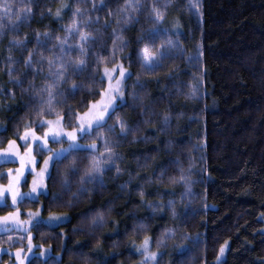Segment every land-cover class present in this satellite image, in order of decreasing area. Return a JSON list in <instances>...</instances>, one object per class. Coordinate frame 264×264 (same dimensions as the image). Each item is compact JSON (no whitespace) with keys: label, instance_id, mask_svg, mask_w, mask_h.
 Returning <instances> with one entry per match:
<instances>
[{"label":"trees","instance_id":"16d2710c","mask_svg":"<svg viewBox=\"0 0 264 264\" xmlns=\"http://www.w3.org/2000/svg\"><path fill=\"white\" fill-rule=\"evenodd\" d=\"M8 2L19 18L0 9V147L44 119L72 128L105 88L101 68L130 69L125 101L81 139L97 149L54 163L38 203L69 219L37 227L53 253L29 264H142L145 237L158 264H264V0ZM145 45L168 53L151 70Z\"/></svg>","mask_w":264,"mask_h":264},{"label":"rangeland","instance_id":"374dc122","mask_svg":"<svg viewBox=\"0 0 264 264\" xmlns=\"http://www.w3.org/2000/svg\"><path fill=\"white\" fill-rule=\"evenodd\" d=\"M114 66H123V68L126 70L127 73L126 77L122 80L121 83V91L123 92V97H120L116 93H113V95L116 96V99L113 100L112 103L116 105L115 107L116 109L120 104H122L125 101V85L128 77L130 76V69L124 64L123 61H119L118 63L111 66L102 67L100 70V77L105 82V88H107L110 82L109 76L105 74V68H108L110 70L111 76L113 77L111 81L112 83H115L114 78L119 77L120 75L118 69L114 72L111 71ZM99 100H101V95L97 100L90 103V105L95 104V102ZM105 102H107V98H105ZM88 108L85 111H87ZM99 110L103 111L102 108H100ZM83 112H80V114H82ZM105 115H106V120L102 121L100 126L104 125L109 119L107 113ZM56 118L57 117L44 119L43 121L56 120ZM62 124L67 131H71L73 127H79L77 121L75 122V125L72 128H68L65 125L64 119L62 121ZM48 127L49 125L47 123H44L42 127L39 126V129L34 127L32 128L28 127V128L34 130L37 135H44ZM95 128H93L90 133H92ZM23 134L24 131L17 138L12 139L16 141L14 147L18 148L20 152V156L24 155L25 148L31 147L32 155L35 157V162L33 163L30 161H26L23 166L22 173L18 174L17 172V169H21L20 156L14 155L12 153H5L3 151L4 149H7L9 147L8 143L0 147V189H2V196H0V200L3 201L0 202V217H5L9 213H17L18 214L17 220L24 221V223L20 225H18L16 221H12V220L7 222H0V264H21V262L22 264H29V262L33 258H38L42 262H44L47 258H49L52 255L53 250L49 246L39 245L38 243L35 242L34 240L35 230L37 229V227L43 225L49 227H56L59 226L60 224L65 223L69 219V215L67 213H60V212L45 213L43 210V205L41 203H38L41 196L47 194L48 178L51 174V170L54 163L57 161L56 159L49 160V163L47 165V171L41 177L38 174L40 173L41 169L45 167L44 160L46 157L52 155L51 150H58L61 147H67L68 144L67 137H64L63 139L60 140L49 138L48 143L46 145L47 150L41 151L40 148L38 147V143L33 141L31 137H29L28 143L25 144L20 139V136H22ZM78 144L83 145L85 147H77L76 149L88 148L86 146L93 143L86 144L81 139H78ZM95 145L96 147L94 149L91 148L88 149L96 150L97 144ZM17 176L19 177L18 180L16 179ZM34 177L40 180V184L37 185L36 191L32 192ZM10 179L13 182V187L16 189L18 193H31V195L25 196L22 199L17 198L15 204H13L11 192L8 190L7 187L9 185ZM28 213H34L36 215L30 217ZM50 216H56L59 218L50 220L49 219ZM37 220L39 222L34 224L33 221H37ZM29 233L31 234V242H32L31 249L28 247ZM143 244L144 243H142V246L139 247V250L140 252H142V256H143L142 264H158L160 252L152 248L151 241L149 239L147 245L148 252L157 253L156 258L152 259L145 255ZM228 247H229L228 244L224 245L225 250L223 254L219 253L220 259L218 262H221L225 258L228 251ZM17 249L21 250L19 259L17 258V254H16Z\"/></svg>","mask_w":264,"mask_h":264},{"label":"snow or ice","instance_id":"6c2138e0","mask_svg":"<svg viewBox=\"0 0 264 264\" xmlns=\"http://www.w3.org/2000/svg\"><path fill=\"white\" fill-rule=\"evenodd\" d=\"M126 2H128V0H126ZM138 2V0H137ZM170 2V0H169ZM190 6H194L193 5V0H190ZM0 9H3V16H7L9 19H11V16L16 14L17 17L19 18V14L14 12V5L12 3H9L8 0H5L4 3L0 4ZM25 12L30 13L31 12V8L30 7H26L24 9ZM82 9L77 8L75 10V12L79 13L81 12ZM153 12L155 14V19L157 21L161 20L163 17V13L160 12L159 9H156L155 6H153ZM57 16H59V9L57 10ZM75 14V13H74ZM179 23V21H177V24ZM76 25V21L73 20L72 22V26ZM71 27V26H70ZM3 30V25L0 24V32H2ZM158 29H156L155 25H154V31H156ZM44 36L47 37L48 33H44ZM80 38L82 41H87L90 38V34L86 33V32H81L80 33ZM57 39H59V37H57ZM121 39H123L121 37ZM13 43L16 44H20L22 43L19 40H15L13 41ZM37 43L38 44H43L44 41H42L40 39V34L37 33ZM169 45H171V41L168 42ZM81 47V51H84V47L83 45L80 46ZM114 47H115V42H114ZM168 53L165 51H161L159 54L151 52L149 50V46L145 45L143 49H141V55H142V63L143 66L148 68L149 70H151L153 67H157L159 66L158 61L165 55H167ZM202 53H198L197 54V58L199 57V55H201ZM32 53L29 52L28 57L25 60V65H30L32 64ZM11 58V57H9ZM49 65L51 66L53 63V60L49 59ZM85 61L84 60H80L75 66H74V70L77 69H81L82 66L84 65ZM119 70V77H115V83H112V79L113 77L111 76L110 70L108 68H105V74L109 76V84L107 86V88L103 89L101 92V100L96 101L95 104H92L89 106L88 110L83 112L82 114L80 113H72V115L75 116L76 121L79 124V127H73L71 129V131H67L62 124L63 121V117L58 116L56 118V120H47V121H43L41 120L39 122V126H43L44 123H47L49 125L48 129L45 131L44 135H37L36 132L30 128H25L24 129V134L22 136H20V139L27 144L28 143V139L29 137H31V139L35 142L38 143V147L40 148L41 151L47 150L46 149V145L48 143V139L49 138H54L56 140H60L63 139L64 137H67L68 140V144L67 147H61L58 150H51L52 151V155H50L49 157H46L44 160V165L45 167L41 169L40 173L38 174L39 176H43V174L47 171V165L49 163V160L52 159H56V160H60L62 158L65 157L66 154H71L77 147H85L83 145H79L78 144V139H83V137L85 135L90 134V132L92 131L93 128L95 127H99L102 121L106 120V113L107 115L110 117L111 116V112L115 110L116 105L112 103L113 100L116 99V96L113 95V93H116L117 95H119L120 97H123V92L121 91V83L122 80L126 77L127 73L126 70L123 68V66H114L113 69L111 71H116ZM11 71L12 69L9 68V75H11ZM65 72H66V68L63 64L59 65L57 72L55 73V79H56V83H59L60 80L65 78ZM17 83H20V81H17ZM53 87L54 85L52 84H47L45 89H42L44 91H47L48 94V100L45 102L48 104V111L51 112L52 111V99H53ZM76 87H78L77 85H73V89H75ZM105 98H107V102H105ZM102 108L103 111H100L99 109ZM41 112L44 111L43 108L40 109ZM121 129L123 130L125 128L124 123L120 124ZM16 144L15 140H9L8 141V145L9 147L7 149H4L3 151L5 153H12L14 155L20 156V152L18 150V148L14 147V145ZM86 147L94 149L96 147L95 143L87 145ZM109 155H111V150L109 149ZM26 161H30V162H35V157L32 155V148L31 147H27L24 150V155L20 156V162H21V169H17L18 174L22 173V169L23 166L25 164ZM72 167L75 168V163L73 162ZM100 170V165L99 163H97L95 160L92 163V168L90 169V171H99ZM11 171V170H9ZM18 176H17V180H18ZM181 179H183V177H181ZM40 184V180L36 179L34 177L33 180V188H32V192L36 191L37 185ZM8 190L11 192L12 195V200H13V204H15L17 198H24L25 196H30L31 193H18L16 191V189L13 187V182L10 179L9 185L7 186ZM141 195H143V193H141ZM0 196H2V189H0ZM0 202H3L2 200H0ZM17 213H9L7 216L5 217H0V222H7V221H16V223L18 225L23 224L24 221H19L17 220ZM28 215L30 217L36 215L34 213H28ZM59 217L56 216H50L49 219H58ZM39 221H33V223H38ZM148 237H145L144 239V244H143V248L145 251V255L155 259L157 256L156 252H148L147 250V245H148ZM28 247L31 249L32 247V242H31V234L29 233V240H28ZM224 246L221 245L220 247V253L223 254L224 252ZM20 249H17V258L19 259L20 257ZM220 256H217V260L219 261ZM22 264V262H21Z\"/></svg>","mask_w":264,"mask_h":264}]
</instances>
